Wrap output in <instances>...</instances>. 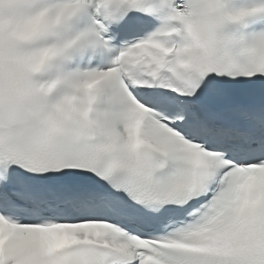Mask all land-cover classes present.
Masks as SVG:
<instances>
[{
  "label": "snow or ice",
  "instance_id": "snow-or-ice-1",
  "mask_svg": "<svg viewBox=\"0 0 264 264\" xmlns=\"http://www.w3.org/2000/svg\"><path fill=\"white\" fill-rule=\"evenodd\" d=\"M0 264H264V0H0Z\"/></svg>",
  "mask_w": 264,
  "mask_h": 264
}]
</instances>
